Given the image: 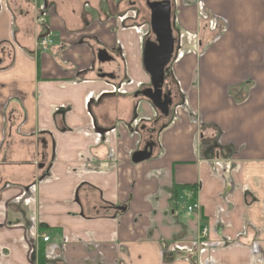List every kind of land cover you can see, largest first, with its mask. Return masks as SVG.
<instances>
[{"label": "crops", "instance_id": "1", "mask_svg": "<svg viewBox=\"0 0 264 264\" xmlns=\"http://www.w3.org/2000/svg\"><path fill=\"white\" fill-rule=\"evenodd\" d=\"M131 1L0 0V264H264V0H174L167 116Z\"/></svg>", "mask_w": 264, "mask_h": 264}, {"label": "water", "instance_id": "2", "mask_svg": "<svg viewBox=\"0 0 264 264\" xmlns=\"http://www.w3.org/2000/svg\"><path fill=\"white\" fill-rule=\"evenodd\" d=\"M169 13V2H165L161 8L151 9V30L156 36V43L149 42L145 44L142 53L143 68L146 74L149 75L151 88L135 94V96L142 95L148 98L157 107H160L161 104V88L165 79L166 67L171 61L174 50V39L170 27ZM97 58L99 62L112 60V57L107 56L104 51H99ZM102 77L110 78V75H102ZM151 94H153L154 97L151 96ZM163 104L165 105L166 103L163 102ZM162 113L166 116L168 115V108L166 105L165 110H163ZM151 155L152 147H144L142 150L136 151L132 154L131 161L134 164H138L148 160Z\"/></svg>", "mask_w": 264, "mask_h": 264}, {"label": "flooded vegetation", "instance_id": "3", "mask_svg": "<svg viewBox=\"0 0 264 264\" xmlns=\"http://www.w3.org/2000/svg\"><path fill=\"white\" fill-rule=\"evenodd\" d=\"M131 2H132L131 3V7L135 8L136 10L135 11H131L130 12L131 14L128 15V16H126L127 14L121 16L120 20L122 19V21H123V19H125V18H133V20H135L137 18L138 20H141V21H139L140 22L139 26L136 27L137 30H141L142 26L146 25V34L147 35L144 34V40L142 42V53H143L145 44H147L149 42L150 43H156V36L152 33V30H151V21H150L151 9L161 8V7H163V4L165 2H169V5H170L169 21H170V27H171L172 36H173V39H174V48H175V45H176L175 43H177V39L175 37L176 15L174 14V10H175L174 0H140L139 3H140L141 6L138 5L137 0H133ZM155 3H161V4H155ZM140 8H141V10H140ZM41 40H48V41L51 42V40L48 39L46 36H42V37L38 38L37 44ZM118 46H119L118 47L119 50L122 51L123 50V46L120 45V44ZM37 48H38V46H37ZM38 50H40V49L38 48ZM99 51H104L107 54V56H109L108 55L109 53H108L107 50L100 49V50L97 51V54H96L97 62H99L98 58H97ZM172 56H173V53H172ZM171 60H172V58H171ZM104 62H106V61H104ZM99 63H103V62H99ZM170 64H171V61H170L169 65H167V67H166L165 79H164V83H163L162 88H161V96H162V100H160L161 104L157 102L158 104H160V107L155 106L152 101H150L148 98L143 96L144 98H146L151 103V105L157 111H159L160 115H162V116L164 115L162 113V111L165 110V105L167 106V108L169 110L171 104H173V101H174V95H173V91H172V86L167 81L168 67L170 66ZM97 72L99 73L101 78H109V77H102V75H109V74L102 73L101 69H98ZM146 75L148 77V82L146 83V86L145 87L144 86H142V87L139 86V88H137L135 90V94L140 92V91H144L146 89L151 88L149 75L148 74H146ZM139 96H142V95H137L136 97H139ZM151 96L154 97L153 94H151ZM164 97H165V99H164ZM163 102H165L166 104L164 105ZM148 146H151L152 148L155 146L154 141H153L151 136H149V139L144 142L142 149L144 147H148Z\"/></svg>", "mask_w": 264, "mask_h": 264}, {"label": "built area", "instance_id": "4", "mask_svg": "<svg viewBox=\"0 0 264 264\" xmlns=\"http://www.w3.org/2000/svg\"><path fill=\"white\" fill-rule=\"evenodd\" d=\"M51 42L48 41V40H41L39 41V43L37 44L38 48L42 51H45L49 46H50ZM191 197V196H190ZM188 197V199L190 198ZM198 209V204L196 202H192L189 204V206L187 207V211L188 212H192V211H195ZM207 233V229L206 228H203L202 229V232H201V235L202 236H205ZM41 240L43 243H47L49 241V238L47 236H42L41 237Z\"/></svg>", "mask_w": 264, "mask_h": 264}, {"label": "rangeland", "instance_id": "5", "mask_svg": "<svg viewBox=\"0 0 264 264\" xmlns=\"http://www.w3.org/2000/svg\"><path fill=\"white\" fill-rule=\"evenodd\" d=\"M133 22V21H132ZM139 22V21H138ZM140 23V22H139ZM138 32H139V35H143L142 36V39L144 40V34H146V25H143L142 26V29L141 30H137ZM147 35V34H146ZM190 189L191 188H188V189H186L187 191H189V194H187V197L186 196H184L185 194H182L181 195V201L182 200H184V201H186L187 199H188V197H190V196H192V198H193V195H195L196 193L194 192V191H192V193L190 194ZM191 198V197H190ZM203 237H206V235L205 236H203ZM213 246L214 247H216V244H213Z\"/></svg>", "mask_w": 264, "mask_h": 264}, {"label": "trees", "instance_id": "6", "mask_svg": "<svg viewBox=\"0 0 264 264\" xmlns=\"http://www.w3.org/2000/svg\"><path fill=\"white\" fill-rule=\"evenodd\" d=\"M186 189H188V188H186ZM179 191H180V188L174 187L173 188V196L175 197L178 194ZM37 262H38L37 264H44L43 254H41V255L38 256Z\"/></svg>", "mask_w": 264, "mask_h": 264}]
</instances>
